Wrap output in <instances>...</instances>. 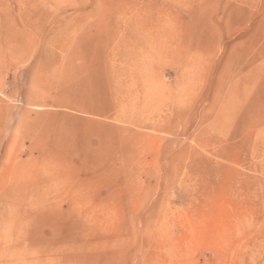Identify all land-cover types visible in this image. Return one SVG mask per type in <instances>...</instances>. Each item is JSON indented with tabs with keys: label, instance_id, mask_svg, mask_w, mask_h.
<instances>
[{
	"label": "rangeland",
	"instance_id": "374dc122",
	"mask_svg": "<svg viewBox=\"0 0 264 264\" xmlns=\"http://www.w3.org/2000/svg\"><path fill=\"white\" fill-rule=\"evenodd\" d=\"M0 264H264V0H0Z\"/></svg>",
	"mask_w": 264,
	"mask_h": 264
}]
</instances>
